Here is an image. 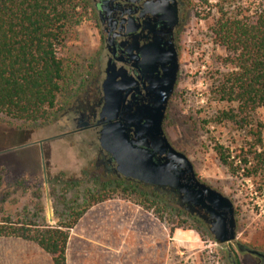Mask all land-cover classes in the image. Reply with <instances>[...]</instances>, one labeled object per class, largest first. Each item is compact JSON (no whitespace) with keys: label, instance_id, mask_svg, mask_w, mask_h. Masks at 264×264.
<instances>
[{"label":"rangeland","instance_id":"rangeland-1","mask_svg":"<svg viewBox=\"0 0 264 264\" xmlns=\"http://www.w3.org/2000/svg\"><path fill=\"white\" fill-rule=\"evenodd\" d=\"M221 7L229 16L251 14L264 8V0H188L178 33V80L168 105L164 132L172 147L192 162L200 182L232 202L238 243L264 254V173L245 178L239 159L253 141L235 126L211 123L217 112L225 108L212 97L216 74L229 70L221 62L226 53L215 45L212 33ZM95 19L90 12L67 37L61 51L76 64L81 78H87L84 91L101 77L100 71L105 67V51ZM74 95L67 89L59 99V116L44 127H30L0 114V223L9 219L13 223L35 221L39 226L56 227L67 209L82 206L83 193L93 188L96 177L104 175L103 167L97 166L98 134L76 132L72 116L66 113L78 97ZM258 118L264 120L262 111ZM216 145L229 151L234 166L241 168L239 175L222 165L214 150ZM112 203L140 208L158 230L148 236L139 235L137 224L135 234L128 233L126 246L120 234L110 233L104 241L110 250L109 264H229V256L238 257L241 264H264L237 246H218L208 229L194 220H188L184 229H175L171 234V222L162 223L155 214L125 197H114L94 207ZM38 207H43L44 213L38 214ZM97 228L102 231L100 223Z\"/></svg>","mask_w":264,"mask_h":264},{"label":"trees","instance_id":"trees-1","mask_svg":"<svg viewBox=\"0 0 264 264\" xmlns=\"http://www.w3.org/2000/svg\"><path fill=\"white\" fill-rule=\"evenodd\" d=\"M90 8L89 0H0V114L30 127H44L59 116V99L67 89L74 98L83 93L87 78H81L76 64L61 51L67 37L90 16ZM219 13L213 40L225 51L221 62L229 70L216 74L212 97L225 108L211 123L230 124L252 139L239 159L245 178L259 177L264 173V120L258 118L260 111L264 114V8L229 16L221 7ZM214 150L222 165L239 175L241 168L234 166L229 151L220 145ZM119 196L137 202L162 223L171 222V234L184 229L188 220L208 229L153 188L104 170L93 188L83 193L82 206L67 209L56 227L7 219L0 223V238L34 243L52 257L53 264H67L69 231L91 208ZM37 212L44 213V208ZM228 263L241 264L233 256Z\"/></svg>","mask_w":264,"mask_h":264},{"label":"water","instance_id":"water-1","mask_svg":"<svg viewBox=\"0 0 264 264\" xmlns=\"http://www.w3.org/2000/svg\"><path fill=\"white\" fill-rule=\"evenodd\" d=\"M178 24V16L173 15L168 24L162 25L157 44L148 49L140 66L143 76L149 75L147 105H138L135 110L127 107L134 78L128 77L126 71H117L115 65L107 69L102 83L105 108L99 133L100 147L116 164L119 177L157 189L177 191L179 207L204 220L209 216L218 246H237L242 252L264 260L262 253L238 243L232 202L200 182L189 158L175 150L165 136L164 122L180 68L173 42V30Z\"/></svg>","mask_w":264,"mask_h":264},{"label":"flooded vegetation","instance_id":"flooded-vegetation-1","mask_svg":"<svg viewBox=\"0 0 264 264\" xmlns=\"http://www.w3.org/2000/svg\"><path fill=\"white\" fill-rule=\"evenodd\" d=\"M89 1L91 4L90 12L96 18L95 25L99 33V41L105 51L103 57L105 67L100 71L101 77L99 76L92 81L90 86L75 98L66 113L72 116V124L76 128V132L82 130L95 131L99 137L102 130V114L105 108L102 83L107 77V69L110 65H115L117 71H126L128 77L134 78L132 93L126 101L127 107L135 110L138 105H147V89L150 86L149 75L143 76L140 72V66L145 61V56L147 57L148 49L157 44L159 33L162 32L161 28L164 27L162 25L168 24L173 15H177L179 18V24L173 30V42L178 51V33L184 23L183 17L188 7V0ZM98 156L100 160L97 166H102L106 173L112 171L118 176L116 164L107 153L102 151L101 147ZM149 187L165 196L172 206L188 213L179 207L180 196L177 191H172L169 188ZM188 214L203 221L214 237L211 232L209 216H207V220H204L197 214Z\"/></svg>","mask_w":264,"mask_h":264},{"label":"crops","instance_id":"crops-1","mask_svg":"<svg viewBox=\"0 0 264 264\" xmlns=\"http://www.w3.org/2000/svg\"><path fill=\"white\" fill-rule=\"evenodd\" d=\"M102 206L91 209L71 230L66 249L67 264H109L110 250L104 241L109 239L110 233L120 234L126 246L127 235L135 234L137 224L139 235L148 236L158 230L150 216L140 208L115 203ZM99 223L102 231L97 228ZM0 264H53V260L34 243L0 238Z\"/></svg>","mask_w":264,"mask_h":264}]
</instances>
